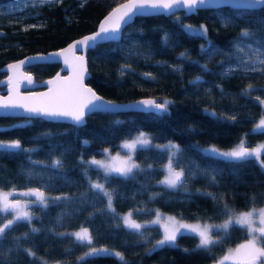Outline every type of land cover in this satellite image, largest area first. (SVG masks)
I'll use <instances>...</instances> for the list:
<instances>
[{
	"label": "trees",
	"instance_id": "16d2710c",
	"mask_svg": "<svg viewBox=\"0 0 264 264\" xmlns=\"http://www.w3.org/2000/svg\"><path fill=\"white\" fill-rule=\"evenodd\" d=\"M7 1L12 0L0 3ZM119 1L29 4L37 24H0V88L7 82L9 61L60 47L92 30ZM200 25L207 28L206 35L198 31ZM243 29L252 35L242 37ZM242 44L264 49V5L136 15L124 25L118 40L87 49L90 75L86 81L110 99H167L171 101L167 112L96 110L80 125L39 116L0 115V141L19 140L22 145L16 150L0 148V189L40 188L47 197H67L49 199L43 208L29 196L31 223L18 221L0 236V264H209L246 239V229L232 223L227 230L213 231L217 243L208 250L198 249L197 237L187 232H180L172 245L156 246L161 230L156 223H146L157 210L184 221L214 222L228 216V210L264 204V149L259 159L242 161L219 158L203 149L207 145L229 148L242 139L246 145L264 142V128L256 129L264 114V64L256 60L249 67L235 65ZM58 66L57 62L27 65L24 69L33 83L25 89L41 87ZM141 130L152 138V145H180L174 167L184 171L181 187L169 189L159 183L168 162L166 149L136 151L133 158L141 168L126 179L106 181L102 169L86 163ZM54 159L62 166L54 167ZM90 181L104 183L112 192L114 211L108 210L102 193L91 189ZM130 211L134 220L145 221L141 232L123 226L121 216ZM9 216L0 215V226ZM80 227L89 230L91 245L62 235ZM260 245L264 247V242ZM93 247L110 251L85 256ZM114 252H121L124 260Z\"/></svg>",
	"mask_w": 264,
	"mask_h": 264
},
{
	"label": "snow or ice",
	"instance_id": "6c2138e0",
	"mask_svg": "<svg viewBox=\"0 0 264 264\" xmlns=\"http://www.w3.org/2000/svg\"><path fill=\"white\" fill-rule=\"evenodd\" d=\"M214 0H129L128 3L122 4L119 8H114L103 21H101L99 28L96 32L91 35L83 37L81 40L74 42V44L68 45L67 49H61L59 52L51 53L50 56H65V53L76 48L77 46L92 47L98 41H105L115 39L116 33L120 32L123 25L132 21L133 17L141 13L145 9L162 10L168 13H173L174 10L183 8L188 13H193L197 9L205 6L206 4L212 3ZM222 2H228V0H222ZM256 3H264V0H255ZM188 29H191V25H186ZM201 34L206 35L207 28L204 25L199 26L198 30ZM242 37H250L252 33L248 29H243L240 33ZM251 47V46H249ZM243 51V49H240ZM252 54L255 59L260 63L264 64V59H261V55L264 53L260 49L252 50ZM184 53H181L183 56ZM45 57H28L25 60L20 61L18 64L8 65L9 69L19 68L21 65L25 64L31 60H43ZM83 56L75 57V61L78 63L72 64L65 56V64L69 66L73 75L64 78V86L57 88L56 90H51L49 93H37L30 96L19 95L20 81L26 79L28 84H32L33 81L31 77H19L15 85L9 88V95L6 97H0V110H15L22 109L23 111L30 113L33 116L41 117H64L71 119L76 124H80L89 112L110 108H117L112 101H104L102 97L97 96L95 92L90 88H86L83 85L84 78V68H83ZM206 67V66H204ZM232 71V69H229ZM123 74V73H121ZM150 74H145L149 76ZM13 77H9L8 83L12 84ZM199 78H197V81ZM49 85L53 81L47 82ZM70 83V86H69ZM249 89L252 88L251 85L248 86ZM171 101L165 99L163 102H157L155 99H142L135 102L136 106H142V111L145 113L155 112L156 114H162L168 111V106ZM214 115V113H213ZM234 119V118H233ZM264 128V116L260 119L256 125V129ZM254 129V131L256 130ZM245 141L242 139L240 144L235 148L228 151H221L215 146H210L206 151L211 154L228 160L242 161L249 157H255L259 159L261 148L264 146L249 150L245 146ZM22 145L19 140L12 141H0V148L6 150H16L21 149ZM119 147L126 150V157H121L119 154L115 157L109 156L107 160L100 161L96 159H91L86 163L96 166L103 170L104 179L107 181L111 177L128 178L130 177L134 170L140 169L141 165L137 164L133 158V154L139 150H146L150 147H155L161 150H167L168 152V163L164 165L165 177L163 180L159 181L160 184L164 185L169 189H176L184 184V171H176L174 163L178 154L180 153V145L169 142L167 145H152V138L148 133L144 131H139L131 139H126L119 145ZM26 151H32L27 149ZM108 153V149L103 150ZM54 167H61L62 162L59 159H54L52 161ZM264 166V162H262ZM151 168V165L148 166ZM215 179V177H213ZM90 187L94 191H98L107 198V208L110 211H114L113 208V194L109 191L104 183L91 182ZM13 193H5L0 191V215L12 214V219L8 220L6 224L0 226V236L9 230L18 221H27L31 223L32 214L28 211V203H22L20 200L10 199ZM23 196H34L35 202H39V205L43 208L48 206V200H61L67 199L66 196L57 197H47L40 188H30L27 191L20 193ZM158 195L157 193L153 194ZM255 209L252 211L234 214L231 210H228V220L221 224L215 225H205L203 228L199 226H192L184 224L182 222L175 221L174 217L167 218L172 222V227L167 224L162 225L163 236L161 239L156 241V246L161 245H172L177 239V235L181 232V229L190 230L192 233L198 235L199 243L197 245L198 249L208 250L212 245L217 243L213 240L210 231L212 228H219L222 230H227L232 223L239 224L240 226H246L248 229L249 236L244 244L238 245L235 250L230 249L229 254L226 255L222 260L218 261L217 264H224L226 260H234L236 264H264V247L259 246L261 242H264V208L258 210L259 227L254 226V213ZM160 213L157 210V219L149 223H159ZM123 226L126 229L133 230L136 232H141L143 225L136 222L132 218L131 211L128 214L121 216ZM35 231V229H34ZM75 240L81 244H92V236L87 228H81L80 231L71 234ZM106 248H90V251L85 253V256L98 254L100 252H109ZM187 251V250H185ZM121 261L124 260V256L121 252L113 253ZM29 255H34L29 251ZM78 259H83V257H78Z\"/></svg>",
	"mask_w": 264,
	"mask_h": 264
},
{
	"label": "water",
	"instance_id": "95a60500",
	"mask_svg": "<svg viewBox=\"0 0 264 264\" xmlns=\"http://www.w3.org/2000/svg\"><path fill=\"white\" fill-rule=\"evenodd\" d=\"M128 2H129V0H121V1H119L117 3H115L114 5H112L106 12H104L98 18V20H97V22L95 24V27L92 30H90L88 32H85V33H83L81 35H78V36L70 39L68 42H66L65 44L61 45L60 47L51 48V49H47V50H44V51L28 52V53H25V54H23L21 56L16 57L15 59H12L11 61H9L8 65H12V64H18L20 61H23V60H25V58H28V57H45V59H43V60H31V61H28V62H26L25 64L21 65L19 68H16V69H9L8 66H7L8 79L11 76V77H13V80H12V84L10 85L8 83V79H7V82L4 85V87L0 88V97L8 96L10 87H13V89H15V85H16L17 79L19 77H21V76H23L25 78L29 77L28 73L24 69L27 65H30V64H33V63H39V62H57L59 64V66L51 75H49L48 77H46L43 80L42 86L39 87V88H36V89H25V86L28 83L26 82V79L21 80L20 81V86H19V89H18L19 95H21V96H30L32 94H37V93H49L50 89L51 90H56L57 88L64 86L63 82H64V78L65 77H70V76L73 75V73H72L71 69L69 68V66L66 65L65 62H64L65 56L67 57V59L72 64L78 63L77 61H75V57L83 56L84 57V60H83V68H84L83 85L86 88L92 89V91L95 92V94L97 96L102 97L104 101H112L115 105L119 106L117 108L103 109L101 111H108V112H120V111H130V110L142 111L141 110L142 106H136L135 102H137L139 100H142V99H154V97H152V96H141V97H137L135 99H130V100L110 99V98H107V97L101 95L100 93H98L86 81V79L90 75L89 70L87 69V65H86V51L90 47L86 48V47H84L82 45L81 46H77L76 48H73L72 50H70L67 53H65V56H50L49 55L51 53L59 52L61 49H67L68 45L74 44V42H76L78 40H81L83 37L91 35L92 33L96 32L98 30V28H99V25H100L101 21H103L104 18L110 12H112V10L114 8H119L120 5L126 4ZM223 5L230 6V7H235V8H257V7L263 6L264 3H259L258 4V3L255 2V0H228V2H222V0H214V2L206 4L205 6H203L201 8L217 7V6H223ZM176 10H182L183 12L188 13L183 8H179V9H176ZM176 10H174V11H176ZM149 14H164V15H168L170 13L162 11V10L145 9L141 13H139L138 15H149ZM123 27H124V25H123ZM120 34H121V31L116 33V34H114L115 35V39H111V40L112 41L118 40L120 38ZM105 41H109V40H105ZM100 42H103V41H98L97 43H100ZM50 80L53 81V83L51 85H49L47 83ZM69 86H70V83H69ZM0 115L16 116V117H34L30 113H27V112L23 111L22 109L0 110ZM39 117H41V116H39ZM42 118L47 119V120H51V121L68 122V123H72V124H75V125H80V124H82L84 122V120H83L80 124H76L71 119L64 118V117H55V118L42 117Z\"/></svg>",
	"mask_w": 264,
	"mask_h": 264
},
{
	"label": "rangeland",
	"instance_id": "374dc122",
	"mask_svg": "<svg viewBox=\"0 0 264 264\" xmlns=\"http://www.w3.org/2000/svg\"><path fill=\"white\" fill-rule=\"evenodd\" d=\"M47 1H51V0H12V1L4 2V3H0V24L18 23V25L20 27H26V26H30V25H35L38 22V20L33 17V15L36 12L30 8L29 4L40 5L41 3L47 2ZM196 29L197 28L194 27V26H192V28H191V30H196ZM240 49H243V51H241ZM254 49H260V48H256V47H252V46L249 47V45H245V44H242L239 47H237L236 54L238 56V59H237V63L235 65H237L239 67H249L250 65L254 64L255 61H256L255 57L252 54V50H254ZM260 50H261L262 53H264V49H260ZM263 56L264 55H261L260 58H262ZM262 116H264V114ZM262 116L257 120L256 125L258 124V122L260 121ZM137 133L133 134L132 136H130L128 138L121 139L118 142V144L115 147H113V148H105V149L109 150L108 153H105L103 151V153L100 156L93 157V158L96 159V160L105 161V160L108 159L109 156L115 157L118 154L121 157H126V155H127L126 150L121 148V147H119V145H121V143L123 141H125L126 139H131ZM239 144H240V141H238L236 144L232 145L229 148H220V147H217L215 145H207V146L203 147V149L206 150L210 146H215L217 149H219L221 151H228V150H231V149L235 148ZM244 146L246 148H248L249 150H252V149L264 146V142L263 141H256L255 143H253L251 145H246L245 144ZM263 149L264 148H261V150H263ZM93 158H91V159H93ZM91 159H89V161ZM164 177H165V174H164ZM27 190L28 189H21V190H17V191H12V190H2V189H0V191H3L5 193H9V192L13 193V195L10 196V199L20 200L22 203H28V208H29V204L32 201L29 198V196L19 195L20 193H23V192H25ZM261 208H264V204H262L260 206H256V207H250V208L245 209V210L233 211L232 213L240 214V213L252 211L253 209H255L256 212L254 213V218H255L254 219V226L255 227H259L260 225H259V218H258V210L261 209ZM159 213H160L159 223H156V224H158V226H159V228L161 230V236L158 238V240L161 239L162 236H163V227H162V225L167 224L169 227H172V222L167 219L169 217H174L175 221H177V222H182L184 224H188V225H192V226H199L201 228H203L205 225L221 224L224 221L228 220V218H229L228 216H226L224 219L219 220V221H214V222H197V221L190 222V221H184V220L178 219L177 217L173 216L170 213H166V212L162 213L160 211H159ZM10 219H12V214H10L8 220H10ZM156 219H157V211L155 212V214L153 215V217L149 221H146V223H149V222L154 221ZM136 222H138V221H136ZM144 222L145 221H139L138 223H144ZM81 228H85V227H80V228H77L75 230H72L71 233L80 231ZM244 228L247 231V238L244 239L243 241L237 243L234 246L228 247L221 255H219L214 261L210 262L209 264H217L218 261L222 260L226 255L229 254V250L230 249L235 250L238 245L244 244L248 239L251 238L249 236L247 227L244 226ZM218 229L219 228H212L211 231H210V235H211L213 240L216 239V236L213 234V231L218 230ZM181 232H187V233L194 234L190 230H186V229H181ZM194 235L197 237L198 242H199L198 235H196V234H194ZM259 246H261V245H259ZM101 248L109 249L107 247H97V249H101ZM224 264H236V262L234 260H226V261H224Z\"/></svg>",
	"mask_w": 264,
	"mask_h": 264
}]
</instances>
